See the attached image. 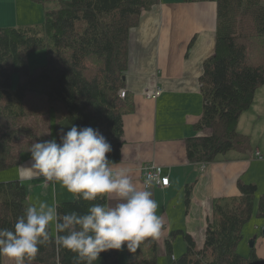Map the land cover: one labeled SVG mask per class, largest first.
I'll return each instance as SVG.
<instances>
[{"label":"trees","instance_id":"trees-1","mask_svg":"<svg viewBox=\"0 0 264 264\" xmlns=\"http://www.w3.org/2000/svg\"><path fill=\"white\" fill-rule=\"evenodd\" d=\"M30 1L45 7L42 23L0 28V171L18 166L34 142L51 137L59 142L61 129L66 132L72 125L98 128L112 146L109 159L118 163L124 146L123 116L135 109L132 95L120 96L126 89L131 30L160 0ZM184 1L218 4L215 53L205 61L200 78L205 112L195 125L197 131L210 129L211 134L188 139L186 152L192 163L208 164L249 147L238 123L264 86V5L261 0ZM51 4L57 7L48 9ZM38 50H46L47 62L31 71L28 56ZM239 189V198L215 203L202 249L186 232L170 233L165 244L168 264H264L255 249L248 259L237 253L258 192L253 184L241 183ZM190 192L188 185L187 201ZM27 199L23 182L0 183V228H13ZM87 204L74 199L58 204V210L84 212ZM258 204L257 215L264 219V195ZM177 236L186 244L180 257L174 255ZM55 237L51 229L48 244L26 264H76L75 254L60 248ZM157 247L156 238L148 237L134 252L126 248L125 262L119 250L112 249L100 253L95 264H160Z\"/></svg>","mask_w":264,"mask_h":264},{"label":"crops","instance_id":"crops-1","mask_svg":"<svg viewBox=\"0 0 264 264\" xmlns=\"http://www.w3.org/2000/svg\"><path fill=\"white\" fill-rule=\"evenodd\" d=\"M42 7L30 0H0V22L5 20L0 28L42 23ZM139 20L130 34L124 89L133 96L135 109L123 116V158L121 153L118 166L130 169L133 182L141 189L145 188V167L161 168L162 176L170 179L169 187H147L162 218L161 234L156 238L158 253L166 256V239L173 231L205 241L215 203L239 198L241 183L257 186L253 215L258 214L264 195V118L253 105L241 115L238 132L249 138L247 150H232L208 164L192 163L186 153L187 140L211 134L210 129L197 131L195 125L205 112L200 78L205 61L215 53L218 4L160 0ZM156 89L161 90L156 99L146 96ZM30 161L10 168L15 171L12 180L20 179L28 188L27 204L29 197L33 203L74 201L59 184L44 187L43 178L22 180L20 166H29ZM52 232L56 234L54 226Z\"/></svg>","mask_w":264,"mask_h":264},{"label":"clouds","instance_id":"clouds-1","mask_svg":"<svg viewBox=\"0 0 264 264\" xmlns=\"http://www.w3.org/2000/svg\"><path fill=\"white\" fill-rule=\"evenodd\" d=\"M110 142L90 126L72 125L55 138L31 144L29 166L21 179L43 178V186L59 184L76 201L88 202L86 211L61 214L59 205L29 203L13 228H0V256L11 264L34 261L46 246L54 226L57 245L75 254L76 264H95L100 253L127 248L134 252L145 238L161 234L159 205L145 188L133 182L130 169L109 159ZM123 158V149H121ZM106 201V202H100Z\"/></svg>","mask_w":264,"mask_h":264},{"label":"rangeland","instance_id":"rangeland-1","mask_svg":"<svg viewBox=\"0 0 264 264\" xmlns=\"http://www.w3.org/2000/svg\"><path fill=\"white\" fill-rule=\"evenodd\" d=\"M261 2L264 5V0H262ZM56 7L57 6L55 4H51L48 6V9L53 10V8H56ZM44 19H45V16H44ZM0 23L2 24L5 23V20H1ZM2 28H5V27H2ZM46 62H47L46 50L34 51L30 53L28 56V63H29L28 65L31 71H34L37 68H41L45 66ZM17 78H18V75L14 74L13 75V88L17 87V84H18ZM254 100L255 101L253 103V107L257 108V110L260 111V115L264 118V86L257 89ZM207 135H210V134H201V136H206V137ZM43 137H48V134H43ZM22 160L23 162L31 160L30 152L25 153L22 157ZM13 173H15V171H10V169L6 171L5 170L0 171V183H8L11 181H15V180H12L13 179L12 177L14 176ZM16 180L20 181V179H16ZM256 209H257V205H256ZM196 241L198 243L197 249L198 250L202 249L204 246V239L199 240V241L196 240ZM252 243H254L253 247H252ZM185 246L186 244H185V240L183 239V237L177 236L174 242V255L176 257H180L181 255H183V253L186 251ZM252 249H255L256 254L264 258V220L259 218L256 212L254 213L252 219H250V222L244 226L243 239L238 244L237 253L243 258L248 259L251 255ZM3 258H4L5 264H8V263L10 264V261L6 257H3ZM119 258H121L120 259V261L122 260L121 262L126 261V248H122L121 250H119ZM159 259H160L159 261L160 264H168L167 256H159Z\"/></svg>","mask_w":264,"mask_h":264},{"label":"built area","instance_id":"built-area-1","mask_svg":"<svg viewBox=\"0 0 264 264\" xmlns=\"http://www.w3.org/2000/svg\"><path fill=\"white\" fill-rule=\"evenodd\" d=\"M161 90L156 89L153 91H149L146 93V96L148 98L156 99L158 96H160ZM120 96L122 98L126 97V91L122 90L120 92ZM149 177H151V181L148 184L149 186L156 185V186H161L163 188L169 187L170 185V179L167 177L162 176V170L161 168L158 167H153V166H148L144 168V183L146 181H149Z\"/></svg>","mask_w":264,"mask_h":264},{"label":"water","instance_id":"water-1","mask_svg":"<svg viewBox=\"0 0 264 264\" xmlns=\"http://www.w3.org/2000/svg\"><path fill=\"white\" fill-rule=\"evenodd\" d=\"M254 246V243H252V247Z\"/></svg>","mask_w":264,"mask_h":264}]
</instances>
